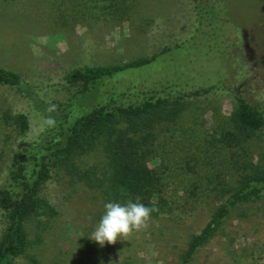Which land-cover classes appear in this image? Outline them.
<instances>
[{
	"label": "rangeland",
	"instance_id": "obj_1",
	"mask_svg": "<svg viewBox=\"0 0 264 264\" xmlns=\"http://www.w3.org/2000/svg\"><path fill=\"white\" fill-rule=\"evenodd\" d=\"M152 57L103 88L78 93L82 84L66 79L76 67ZM0 65L28 85H0V184L15 150L48 128L51 135L63 100L71 97L78 112L126 91L127 102L148 96L184 102L175 115L168 109L149 137L160 214L118 211L100 190L71 183L58 169L44 193L59 214L31 248L47 264H180L190 235L236 180L264 167V125L244 138L232 119L239 97L264 116V0H0ZM17 112L29 119L23 135ZM82 159L88 167L103 156L97 150ZM188 264H264V197L232 209Z\"/></svg>",
	"mask_w": 264,
	"mask_h": 264
},
{
	"label": "trees",
	"instance_id": "obj_2",
	"mask_svg": "<svg viewBox=\"0 0 264 264\" xmlns=\"http://www.w3.org/2000/svg\"><path fill=\"white\" fill-rule=\"evenodd\" d=\"M151 59L138 58L121 64L84 65L71 69L66 79L82 84L78 93L102 87L118 72L138 67ZM0 85L18 90L28 86L17 71L0 65ZM208 89L195 90L193 95ZM127 92V91H126ZM126 92L115 93L108 103L87 111L72 110L70 98L61 101L51 126V135L39 136L28 147L15 150L5 179L0 184V215L3 217L0 237V264H47L36 253L32 244L42 242V232L59 214L44 193V187L61 169L71 183L81 182L89 189L100 190L104 201L118 211L157 216L163 209L155 201L161 179L149 166L153 151L155 124L168 118L167 110L175 115L184 102L182 97L151 96L126 101ZM173 102V103H172ZM172 108H167L170 105ZM21 135L29 129L26 114L13 116ZM232 119L244 138L257 134L264 125L262 112L239 97ZM101 151L103 159L82 167V157ZM264 197V167L236 180L232 191L219 204L199 232L192 233L181 254L180 264H188L196 250L218 230L232 209L239 204L259 201ZM34 228L35 239L30 238Z\"/></svg>",
	"mask_w": 264,
	"mask_h": 264
},
{
	"label": "flooded vegetation",
	"instance_id": "obj_3",
	"mask_svg": "<svg viewBox=\"0 0 264 264\" xmlns=\"http://www.w3.org/2000/svg\"><path fill=\"white\" fill-rule=\"evenodd\" d=\"M245 46H246V44H245Z\"/></svg>",
	"mask_w": 264,
	"mask_h": 264
}]
</instances>
